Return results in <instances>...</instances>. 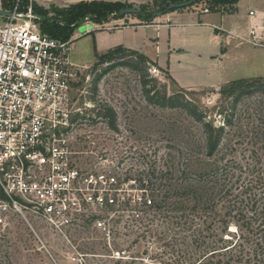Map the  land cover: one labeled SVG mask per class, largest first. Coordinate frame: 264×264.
<instances>
[{
    "label": "rangeland",
    "instance_id": "obj_1",
    "mask_svg": "<svg viewBox=\"0 0 264 264\" xmlns=\"http://www.w3.org/2000/svg\"><path fill=\"white\" fill-rule=\"evenodd\" d=\"M25 1L19 10L27 12L31 7L34 22L40 28L41 17L34 12L33 6L50 19L55 18L57 10H67L85 0ZM108 2L130 6L143 17L156 12L163 4V0ZM206 8L205 0H194V4L184 10L201 13ZM130 18L133 17L122 19L128 22ZM92 29L90 24L81 23L70 39ZM70 59L78 64L71 92L73 125L70 128L77 168L91 172L109 168L120 179L142 180L150 187L196 186L197 180L204 178L207 186L214 189L205 206L217 210L213 214V224L231 221L228 231L235 232L233 222L242 216L249 217L252 222H264L261 209L264 207V96L254 94L242 98L234 106L220 89L183 90L182 93L162 72L151 75L150 65L143 77L130 66L134 58L128 55L112 61L99 56L94 58L91 37L75 40ZM143 80L167 96L181 92L186 101L203 114L205 121L213 127L224 128L220 145L213 155L207 152L202 124L187 109L150 104L145 97ZM108 109L116 116L114 128L101 115ZM201 174L203 177H199ZM192 206L190 203L188 209ZM256 209L261 212L252 216V210ZM228 210H232L230 214ZM186 214H189L191 229L187 234L181 232L174 236L178 245L171 251L165 249L167 257L181 254L184 236H188V241L196 238V224L201 221L196 220V210ZM123 226L124 223L117 226L120 238L104 245L100 233L91 227L67 231L63 236L34 216L11 212L0 224V264H115L116 260L105 257L108 252L116 255V250H123L132 256L142 255L145 250L148 255L162 252V248L156 250L154 246L160 247L163 242L148 249L144 241L131 245L135 236H124L127 231ZM152 228L164 231L158 219L153 221ZM239 234V231L231 233L232 236ZM224 237L229 238L228 235Z\"/></svg>",
    "mask_w": 264,
    "mask_h": 264
},
{
    "label": "built area",
    "instance_id": "obj_2",
    "mask_svg": "<svg viewBox=\"0 0 264 264\" xmlns=\"http://www.w3.org/2000/svg\"><path fill=\"white\" fill-rule=\"evenodd\" d=\"M22 2L15 0L10 10L0 3L10 14L0 15V224L11 212L29 214L63 236L91 227L109 239L114 220H126L150 199L135 179H120L109 168L76 167L70 139L74 40L41 33L31 7L19 10ZM115 20L81 23L113 30L120 26ZM244 41L264 47L254 28ZM149 73L160 71L151 66Z\"/></svg>",
    "mask_w": 264,
    "mask_h": 264
},
{
    "label": "trees",
    "instance_id": "obj_3",
    "mask_svg": "<svg viewBox=\"0 0 264 264\" xmlns=\"http://www.w3.org/2000/svg\"><path fill=\"white\" fill-rule=\"evenodd\" d=\"M14 2L15 0H0L1 7L4 10L12 9ZM183 2H190L189 6L194 4V0H163L162 7L156 12L148 14L146 17H143L138 10L136 14L128 16L142 23H148L154 19V13L161 15L170 4H180ZM205 2L208 12H216L222 9H231L238 0H205ZM125 8L132 7L123 5L120 2L82 1L70 6L67 10H57L55 18L49 19L45 17V13L41 9L33 6L34 12L41 17L39 28L41 33L60 40H68L75 28L86 17L94 23L103 24L110 19L124 18L125 16H121L119 12ZM175 10L178 9L168 12ZM127 55L134 58V62L130 66L137 72L142 73L144 77L148 71L150 62L136 52L118 47L103 55H99V57L102 60L112 61L115 58ZM167 78L172 82L169 77ZM152 81L155 82V80ZM143 86L145 97L150 104L162 108L187 109L190 115L202 124L208 154L213 155L217 151L222 140L224 128L213 127L209 121H205L203 114L198 111V108L186 101L182 94L184 92L182 89H180L182 93L167 96L164 91L160 92L156 90L155 86L150 87L149 82L145 80H143ZM220 92L223 96L229 98L235 106L242 98L254 94L264 96V79L256 78L233 81L220 88ZM101 115L110 126L115 127L116 116L113 110H104ZM199 177H203V174ZM197 181L196 186L173 187L170 185L150 187L148 182L139 180L140 187L145 189L146 192H150L148 197L151 204L142 209L134 208L133 210L136 213L126 220L123 217H118L113 222L110 238L108 239L100 233V241L104 245H107L111 239H119L121 234L117 226L124 223L123 229L127 231V234L123 235L135 236L131 245H137L144 241L147 246L146 249H148L152 245L163 242L160 247L154 246L156 250L162 248V252L160 254L148 255L147 250H145L142 255L137 254L132 256L126 254L128 251L116 250V255L109 254L108 252L106 255L104 254L105 257L107 256V258L116 260L115 264H264V222H252L249 217L242 216L238 221L233 222L236 227L235 232L228 231L231 221H224L220 225L213 224V214L217 210L216 208L208 209L205 206L209 204L214 189L207 186L208 183L204 178ZM190 203L193 206L189 210L188 206ZM194 209L196 210V220L199 219L201 221L200 224H196V238L191 241L189 239L188 241V236H184L181 243V254L167 257L166 253L168 252L165 253V249H170L171 251L175 245H178V240L174 236L181 232L187 234L190 231L191 228L188 223L189 214L187 215L186 213L187 211H195ZM261 209L262 213H264V207ZM230 211L232 210H228L227 212L230 214ZM153 212L154 214L151 218L150 216ZM258 212L261 211L257 209L252 210V216L258 214ZM156 217L161 221L164 228L163 232H158L152 228L153 221L157 220ZM238 231L240 232L239 235H231V233ZM224 235H228L229 238H225ZM167 239L169 241L165 242Z\"/></svg>",
    "mask_w": 264,
    "mask_h": 264
},
{
    "label": "crops",
    "instance_id": "obj_4",
    "mask_svg": "<svg viewBox=\"0 0 264 264\" xmlns=\"http://www.w3.org/2000/svg\"><path fill=\"white\" fill-rule=\"evenodd\" d=\"M122 22L127 21L116 19L120 26L113 30L92 27L73 40L91 37L94 58L118 47L136 52L182 90H219L237 80L264 79V47L244 41L252 28L264 37V0H238L231 9L207 13L178 9L148 23Z\"/></svg>",
    "mask_w": 264,
    "mask_h": 264
},
{
    "label": "water",
    "instance_id": "obj_5",
    "mask_svg": "<svg viewBox=\"0 0 264 264\" xmlns=\"http://www.w3.org/2000/svg\"><path fill=\"white\" fill-rule=\"evenodd\" d=\"M190 5V2H183V3H180V4H170L165 12L161 15H164L166 12L170 11V10H173V9H182V8H185V7H188ZM137 13V10L133 9V8H125V9H122L120 10L119 14L121 16H128V15H133V14H136ZM0 15H3V16H7V15H10L8 12L6 11H0ZM160 15H158L157 13H154L153 14V17L156 18Z\"/></svg>",
    "mask_w": 264,
    "mask_h": 264
}]
</instances>
